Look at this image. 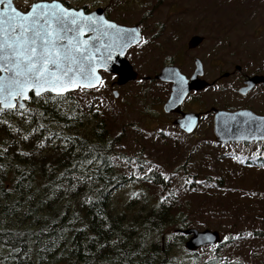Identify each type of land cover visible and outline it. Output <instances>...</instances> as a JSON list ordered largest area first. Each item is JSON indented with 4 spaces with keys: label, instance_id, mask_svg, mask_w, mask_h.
<instances>
[{
    "label": "rangeland",
    "instance_id": "rangeland-1",
    "mask_svg": "<svg viewBox=\"0 0 264 264\" xmlns=\"http://www.w3.org/2000/svg\"><path fill=\"white\" fill-rule=\"evenodd\" d=\"M59 1L89 11L99 7L109 20L141 29V39L145 42L126 53L127 61L141 78L139 81L116 86L114 75L101 72L102 85L88 95L76 93L80 100L93 101L109 122L110 137L115 140L116 152L123 160L119 169L140 179L137 166H143L145 172L149 164L170 175L179 187H182V179H190L196 172L208 175L222 170L228 178H233L226 189L219 190L217 196L223 195V198L206 195L213 192L212 189L197 196L180 197V217L185 218L181 227L217 231L222 240L229 239V243L221 247L222 260L264 264V166L257 165L264 162V148L258 143L248 144L249 147L241 143L217 145L209 117L200 120L190 134L180 131L172 125L175 116L162 111L168 86L154 80L161 67L168 63L175 64L181 74L187 75L193 68L194 58L202 62L207 75L213 74L212 78L217 72L232 71L235 65L264 67V0ZM193 36L203 41L196 50L190 51L186 44ZM222 81L220 89L214 87L193 94L183 109L243 105L234 92L235 81ZM113 91L117 92L116 98ZM258 92L252 100L247 99L248 106L263 115L264 91ZM215 158L221 159L218 166L214 164ZM140 191L149 201L155 198L152 190L136 180L113 193L112 205L123 211L132 203L129 209L137 210L143 203L137 197ZM131 210L128 215L133 214ZM176 227L166 229L164 235L168 236ZM210 248L207 246L206 251L198 249L197 252L204 258ZM186 252L184 245L183 249H175L173 263L191 264Z\"/></svg>",
    "mask_w": 264,
    "mask_h": 264
},
{
    "label": "trees",
    "instance_id": "trees-1",
    "mask_svg": "<svg viewBox=\"0 0 264 264\" xmlns=\"http://www.w3.org/2000/svg\"><path fill=\"white\" fill-rule=\"evenodd\" d=\"M90 91L30 95L24 110L0 111V264H172L186 240L175 232L184 229L180 197L212 189L206 195L217 198L233 179L222 170L196 172L179 187L149 164L145 172L137 166L140 179L125 174L109 122L76 96ZM136 180L155 198L140 191L142 206L117 210L113 193ZM229 241L209 246L204 258L186 255L191 264H237L222 260Z\"/></svg>",
    "mask_w": 264,
    "mask_h": 264
},
{
    "label": "snow or ice",
    "instance_id": "snow-or-ice-1",
    "mask_svg": "<svg viewBox=\"0 0 264 264\" xmlns=\"http://www.w3.org/2000/svg\"><path fill=\"white\" fill-rule=\"evenodd\" d=\"M0 5V73H8L0 75V111L14 110L13 101L30 99V91L59 97L69 90L94 88V82L102 85L95 68L108 71L106 62L114 52L124 55L126 41L137 31L66 8L59 0H40L26 12L13 7L11 0H0ZM105 40L110 42L101 43ZM144 42L132 39L137 46ZM101 49L106 53L103 59L95 55Z\"/></svg>",
    "mask_w": 264,
    "mask_h": 264
},
{
    "label": "water",
    "instance_id": "water-1",
    "mask_svg": "<svg viewBox=\"0 0 264 264\" xmlns=\"http://www.w3.org/2000/svg\"><path fill=\"white\" fill-rule=\"evenodd\" d=\"M51 3V2H50ZM61 3V2H60ZM62 4V3H61ZM63 5V4H62ZM64 6V5H63ZM66 7V6H64ZM67 8V7H66ZM74 9V8H72ZM83 11V9H77ZM84 12V11H83ZM85 13V12H84ZM85 14H94L97 17H105L104 10L101 8L95 9ZM115 23L111 20H108ZM117 26L123 29H136L135 33L131 34V39L126 41V46L123 48L124 55H118L113 53L112 60L107 63L108 71L104 70V66H98L95 68L96 75L99 76L101 80V72L111 74L116 76L114 84L116 86H123L127 83L139 80V75L133 70L130 63L127 61L125 55L127 51L136 46L137 43H132V39L139 42L141 40L140 29L138 26H123L115 23ZM94 33H87L86 36H94ZM203 41V38L199 36L191 37L186 46L187 49H194L199 46ZM110 41H103L101 43H106ZM100 47V44H97ZM98 57L103 59L106 55L103 49L100 52L95 53ZM202 74L201 63L198 59L195 60V71L193 75L186 79L176 67L166 66L164 67L154 79L159 82H169L171 83L170 92L165 103L162 106V111L165 114H176L179 115L172 124L176 126L180 131L185 134H190L195 131L199 123V115L195 113H182L180 106L187 94L191 91L198 92L207 86V83L200 79ZM0 75L7 76L8 73H0ZM181 77L183 79L181 80ZM264 82L262 77H254L249 79L247 82L248 87L241 90V93H245L253 85L257 83ZM95 83L94 88L83 89V90H93L99 86L100 83ZM81 89L66 91L63 95L75 92ZM42 94L55 95L53 92H45ZM41 94V95H42ZM28 95L36 96L34 92L30 91ZM112 95L114 98L117 97V92L113 91ZM37 97V96H36ZM29 100V99H28ZM28 100L16 99L13 103L16 105L15 108L19 110H24L26 108V102ZM23 104L24 107L21 108L20 105ZM8 110V109H5ZM213 118H212V137L216 144H228V143H252L264 141V116H259L250 110H237V111H224L212 108ZM242 113H251V115H242ZM255 118V119H254ZM186 237L184 242V247L188 252H195L198 249L206 246H214L220 244L222 237L217 231H211L208 229L198 231L193 228L179 229L175 230Z\"/></svg>",
    "mask_w": 264,
    "mask_h": 264
},
{
    "label": "flooded vegetation",
    "instance_id": "flooded-vegetation-1",
    "mask_svg": "<svg viewBox=\"0 0 264 264\" xmlns=\"http://www.w3.org/2000/svg\"><path fill=\"white\" fill-rule=\"evenodd\" d=\"M20 1H26V3H22L21 4V3H19ZM36 2H40V0H28V1L27 0H11L12 6L15 7L17 10H19L21 12L28 11L29 6L31 4H33V3H36ZM45 2L50 3L51 0H45ZM59 2H61L67 8H72V7L68 6V4L65 1H59ZM0 8H3V5H0ZM98 8L99 7H97L96 9H98ZM74 9H83V11L85 13L90 12L85 7L74 8ZM104 14H105V11H104ZM105 17L107 18L106 14H105ZM139 29H140V27H139ZM140 32H141V29H140ZM198 47L199 46H197L194 49H187V50L194 51ZM132 48H130V49H132ZM195 60H196V58L193 59V62H192L193 63V68L191 70H189L187 75H185L184 73L182 74L183 76H185L186 79H189L193 75V73L195 71ZM200 63H201V71H202L200 79L202 81L206 82L207 86L204 89H202L201 91H198V92L191 91V92H189L187 94L186 98L184 99V101L182 102V104L180 106V110H181L182 113H195V114H198L199 115V122H200V120H202L203 118H208V117L211 118V119L213 118V113L211 111L212 108L219 109V110H224V111H228V112L237 111V110H250V111H252L249 108V106H248V102L249 101L247 99H249L251 97V100H252L253 97L257 93H259L258 92L259 90H263L264 91V82L257 83L255 85H253L245 93H241L240 91L248 87L247 82L249 81V79L254 78V77H262V78H264V67L253 68V67H250L247 64L235 65L232 71H230V72H227V71H225V72H217V73H215L216 76L214 78H212L213 74H208L207 75L206 72H205V66H203L201 61H200ZM166 66L176 67L179 70V72H180V69L173 63L172 64L168 63V64L163 65V67H161V70L164 67H166ZM224 79H226V80L232 79L233 81H235L236 84L234 85V92H236V95L238 96V98L243 102V105H240L238 107H233V108L209 107V109H207V110H205V109L203 110V108L198 109V110H190V111H187V110L183 109V106L185 105L187 99H189L193 94L198 95V94H201L203 92H207V90H210V89H212L214 87L216 89H220L221 86H222L221 83L223 82L222 80H224ZM145 80H147V79H145ZM160 83H163V84L167 85L168 88H169V92H170L171 83H169V82H166V83L165 82H160ZM252 112L255 113V111H252ZM255 114L259 115V116H264V114L263 115L262 114H258V113H255ZM169 115H174L175 119H177L179 117V115H176V114H169Z\"/></svg>",
    "mask_w": 264,
    "mask_h": 264
}]
</instances>
